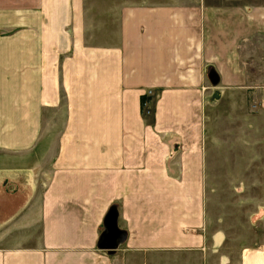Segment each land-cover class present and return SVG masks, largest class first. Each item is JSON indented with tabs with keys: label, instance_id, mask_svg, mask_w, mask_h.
Returning a JSON list of instances; mask_svg holds the SVG:
<instances>
[{
	"label": "crops",
	"instance_id": "1",
	"mask_svg": "<svg viewBox=\"0 0 264 264\" xmlns=\"http://www.w3.org/2000/svg\"><path fill=\"white\" fill-rule=\"evenodd\" d=\"M116 7L103 44L87 0H0V264H264L208 206L216 103L262 131L264 4Z\"/></svg>",
	"mask_w": 264,
	"mask_h": 264
},
{
	"label": "rangeland",
	"instance_id": "2",
	"mask_svg": "<svg viewBox=\"0 0 264 264\" xmlns=\"http://www.w3.org/2000/svg\"><path fill=\"white\" fill-rule=\"evenodd\" d=\"M141 1L102 0L99 13L94 7L95 0H87L88 34L91 37L98 30L99 26L96 27L92 20L99 16L102 19L99 29L102 28L103 44L115 42L119 11L116 4L119 6L122 2ZM226 1H240L248 5L264 4V0ZM91 42L95 43L93 37ZM238 108L237 105L234 110H230L224 107L221 100L214 107V121L211 123L214 126L216 157L213 160V183L208 185L209 214L215 225L225 227L228 237L236 242L264 243V113L262 131L259 132L258 128L255 129V116L249 111L250 105L246 106V122L239 120ZM229 111L235 113L234 122L226 120ZM228 129L233 131L231 136L227 133Z\"/></svg>",
	"mask_w": 264,
	"mask_h": 264
},
{
	"label": "water",
	"instance_id": "3",
	"mask_svg": "<svg viewBox=\"0 0 264 264\" xmlns=\"http://www.w3.org/2000/svg\"><path fill=\"white\" fill-rule=\"evenodd\" d=\"M118 213L112 209L105 220V231L101 236L99 248L102 250H115L126 238V233L119 229L117 224Z\"/></svg>",
	"mask_w": 264,
	"mask_h": 264
},
{
	"label": "built area",
	"instance_id": "4",
	"mask_svg": "<svg viewBox=\"0 0 264 264\" xmlns=\"http://www.w3.org/2000/svg\"><path fill=\"white\" fill-rule=\"evenodd\" d=\"M150 94H151V92H150ZM147 105H148V103H147V102H144V106H146V107H147Z\"/></svg>",
	"mask_w": 264,
	"mask_h": 264
}]
</instances>
